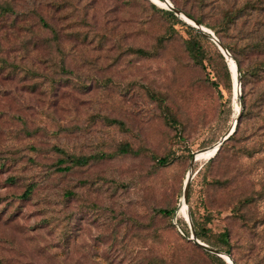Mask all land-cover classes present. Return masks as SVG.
Listing matches in <instances>:
<instances>
[{"label": "rangeland", "instance_id": "rangeland-1", "mask_svg": "<svg viewBox=\"0 0 264 264\" xmlns=\"http://www.w3.org/2000/svg\"><path fill=\"white\" fill-rule=\"evenodd\" d=\"M168 1L214 27H193L207 40H240L222 18L247 0ZM164 10L163 0H0V264H229L191 231L233 264H264L262 149L223 143L193 164L182 201L192 153L236 117L239 75L214 42L201 41L194 63L189 25ZM247 13L239 27L264 37V9ZM254 127L239 125L248 138Z\"/></svg>", "mask_w": 264, "mask_h": 264}, {"label": "trees", "instance_id": "trees-1", "mask_svg": "<svg viewBox=\"0 0 264 264\" xmlns=\"http://www.w3.org/2000/svg\"><path fill=\"white\" fill-rule=\"evenodd\" d=\"M264 0H247L245 4L238 8L237 10H230L224 13L222 22L223 27L228 29L233 28L237 29L240 34V40L236 44L225 45L222 43L221 40L218 39L219 43L226 48V52L229 54L228 50L232 52L234 63L236 66V70L239 75V84H240V95L238 100L241 103V111L236 119L234 129L229 134V136L222 141L219 145L217 150L215 151L214 155L219 151L222 147V144L227 141H232L229 145V150L233 154H243L251 155L264 151V37H253L252 30H243L242 27H239V21L244 17L245 14H248L247 11L253 12L255 14H259L263 7ZM174 7V6H173ZM175 9L179 10L182 13H185L183 10L179 9L178 7H174ZM164 14L168 17L173 18L177 21V16L170 10H164ZM262 14V13H261ZM260 14V15H261ZM185 15L195 21L196 23L203 25L205 27H209L205 25L200 18L193 17L187 13ZM179 22V21H177ZM184 25V24H183ZM188 31L192 33V39L186 42L185 48L190 55L192 61L202 65L203 57H204V48L201 44V41H208L211 45L212 42L207 40L205 35H202L193 27H189L184 25ZM260 27H264V23L261 21ZM214 28V27H209ZM255 31L259 32L260 30L254 27ZM250 31V33H247ZM245 32L247 34H245ZM214 46V45H212ZM135 53L140 55H149V52H146L142 49L136 48L133 50ZM215 51L217 53V57L219 58L223 68H225V64L221 54L217 51L215 47ZM252 120L254 122L255 127L251 131V134L248 138L247 134L243 131V129L239 128L241 120ZM252 135V136H251ZM263 136L262 138H260ZM256 147V148H254ZM213 155V156H214ZM212 156V157H213ZM190 157V154H189ZM210 157L207 162L211 160ZM160 163H165V160L160 159ZM71 163L81 165L86 162V157H76L71 158ZM28 192L30 189L27 190ZM189 193L186 194V199L188 200ZM174 211V208H158L155 212L163 215V216H171ZM191 220L193 223L194 228L196 227V222L193 219V215L190 212ZM195 234L197 238H201L205 236L202 232H199L195 228ZM219 239L217 243H221L222 245L227 244V233L225 231L219 234ZM203 240V239H202ZM204 241V240H203ZM208 246L215 247L218 251H221L225 254L229 255V250L227 248H219L217 245L211 244L207 241H204ZM196 245V244H195ZM197 246V245H196ZM199 247V246H197ZM200 248V247H199ZM202 249V248H200ZM205 254H209L207 251L202 249ZM230 256V255H229Z\"/></svg>", "mask_w": 264, "mask_h": 264}, {"label": "water", "instance_id": "water-1", "mask_svg": "<svg viewBox=\"0 0 264 264\" xmlns=\"http://www.w3.org/2000/svg\"><path fill=\"white\" fill-rule=\"evenodd\" d=\"M163 1H164V4H165L166 8L169 9L170 11H172L177 17L181 18V16H184L185 18L189 19L188 17L183 15L179 10L175 9L169 3L168 0H163ZM189 20L191 22H193V23L191 24V23H188V22L185 21L187 25H189L191 27H194L195 29H198V30H200L202 32L209 33L207 30H205L198 23L194 22L191 19H189ZM210 38H211V40L214 43H217V47L222 50V54L224 55V57L226 56V54L228 55L226 50L223 51L222 47L219 45V42L216 40V38H212L211 36H210ZM235 71H236V66H235ZM236 73H237V71H236ZM236 73H235V75H236ZM236 92H237V95H239V83H238L237 79H236ZM240 111H241V103L239 101V109L237 111L235 119L232 122V125H230V127L222 134V136L219 138V140L215 144L210 146V147L202 148V149H199V150H197V151L192 153L190 161H189V171H188V173H187V175L185 177L184 183H183V189H182V201H183V203H184L185 198H186V188H187L188 182H189V180L191 178V173L190 172H191V168H192V166L194 164V160H195L196 155H198L200 153H210L206 158H209L210 156H212L215 153V151L217 150V148L219 147V145L222 143V141L225 140L229 136V134H231V132L233 131L234 125H235V122H236V118L238 117ZM186 220H187V223L190 226V220H189V217H188L187 213H186ZM190 228H191V226H190ZM189 239L192 240V242L194 244H196L200 248L204 249L205 251H207L209 253H212V254L222 258V256H220V254H223V253L218 252L216 249H214V248L208 246L207 244H205V243L199 241L198 239H196L192 231H191V235H190ZM224 255L228 258L229 264H233L232 261L230 260V256L228 254H224Z\"/></svg>", "mask_w": 264, "mask_h": 264}, {"label": "bare ground", "instance_id": "bare-ground-1", "mask_svg": "<svg viewBox=\"0 0 264 264\" xmlns=\"http://www.w3.org/2000/svg\"><path fill=\"white\" fill-rule=\"evenodd\" d=\"M181 18L184 20V21H186V22H188V23H193V22H191L189 19H187V18H185L184 16H181ZM205 29V28H204ZM205 30H207V29H205ZM208 31V30H207ZM231 70H232V73H233V76H234V78H235V73H236V71H235V65H234V63H233V61H231ZM230 67H229V69H230ZM230 70V71H231ZM235 89H236V80H235ZM210 153H200V154H198V155H196V157H195V160H194V163H196L198 160H200V159H204V158H206L208 155H209ZM220 256H222V258L224 259V260H226V261H229L228 260V258L224 255V254H220Z\"/></svg>", "mask_w": 264, "mask_h": 264}]
</instances>
